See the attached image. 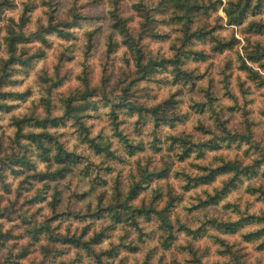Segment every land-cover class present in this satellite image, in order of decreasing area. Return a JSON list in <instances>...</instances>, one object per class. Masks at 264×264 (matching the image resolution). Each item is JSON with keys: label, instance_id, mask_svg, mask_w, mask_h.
<instances>
[{"label": "clouds", "instance_id": "obj_1", "mask_svg": "<svg viewBox=\"0 0 264 264\" xmlns=\"http://www.w3.org/2000/svg\"><path fill=\"white\" fill-rule=\"evenodd\" d=\"M0 264H264V0H0Z\"/></svg>", "mask_w": 264, "mask_h": 264}]
</instances>
